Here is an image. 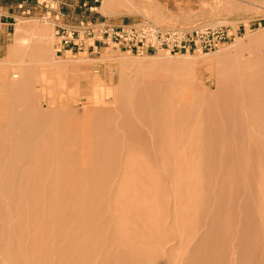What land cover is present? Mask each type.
Returning a JSON list of instances; mask_svg holds the SVG:
<instances>
[{"label": "rangeland", "instance_id": "obj_1", "mask_svg": "<svg viewBox=\"0 0 264 264\" xmlns=\"http://www.w3.org/2000/svg\"><path fill=\"white\" fill-rule=\"evenodd\" d=\"M100 1L71 24H148L172 37L158 49L60 50L53 14L46 41L16 40L19 64L0 72V144L19 138L29 165L23 196L0 179V264H264V104L257 117L246 112L241 84L223 73L237 54L264 53V0ZM136 74L169 113L155 124L138 116L139 137H128L115 126L119 81ZM107 122L113 144L102 141Z\"/></svg>", "mask_w": 264, "mask_h": 264}, {"label": "bare ground", "instance_id": "obj_2", "mask_svg": "<svg viewBox=\"0 0 264 264\" xmlns=\"http://www.w3.org/2000/svg\"><path fill=\"white\" fill-rule=\"evenodd\" d=\"M146 25H148V24H146ZM150 26V25H149ZM151 27V26H150ZM259 39V38H258ZM247 40H252V39H250V38H248ZM252 41H254V40H252ZM256 41V40H255ZM257 43V42H256ZM249 45H252L253 47L255 46V44L254 43H249ZM257 45H259V46H261V47H264L263 46V43L261 42L260 43V39L258 40V43H257ZM249 47V46H248ZM251 48V47H250ZM250 50V49H249ZM249 50H248V52H249ZM261 51V50H260ZM245 53V55H241L240 54V56H239V54H237V56L234 58V59H232L233 61L231 62V64H229L227 61V63L229 64L228 66H227V68H225L224 69V74H225V76L228 78V80L227 81H229V80H235V81H238L240 84H241V90H243L242 91V93L244 94V99H243V106H244V110L246 111V112H250V114L253 116V117H257V115L258 114H260L261 112H263L262 110V108H263V106H262V104H264V101H263V99H264V97H263V93H261V90L259 91V84H255L254 82V84H252L250 81H252V80H254V79H258V81L260 80L261 81V83L263 84V89H264V53H257V52H259V51H254V52H251V53ZM230 61V60H229ZM225 64V63H224ZM222 71V70H221ZM140 74V73H139ZM138 74V75H139ZM141 76H143V75H141ZM224 76V77H225ZM224 77L222 78V79H224ZM226 77H225V79H226ZM256 81V80H255ZM138 77H137V74H136V76H126V75H123V76H121L120 75V81H119V87L123 90L122 91V99L120 100V102H119V109H118V111L120 112V113H122V117H121V123L120 124H118V125H115L116 126V129L118 128V129H121V130H124V132L127 134V136L128 137H131V136H133V137H139V125H137L136 124V120H138V119H140L141 120V118H142V120H143V123L145 122V123H151V124H153L154 122V120H153V118L155 119L156 117L155 116H157L158 114H159V118L161 119V118H163L162 117V115L165 113V112H167L166 111V107H169V106H165L164 107V105H163V101H161L160 99H159V96H158V94L160 93V92H158V90H157V88H151V89H148V88H146V87H144V88H141L139 85H138ZM190 82V81H189ZM188 82V84H190ZM257 82V81H256ZM243 84V85H242ZM191 86V85H190ZM148 87V86H147ZM154 87V86H153ZM159 89H160V87H159ZM166 89V87L164 88V90ZM262 89V88H261ZM262 89V90H263ZM240 90V91H241ZM115 91V89L113 90V92ZM185 91V90H184ZM167 92H168V90H167ZM169 93V92H168ZM239 94V93H238ZM184 96V95H183ZM187 96V95H186ZM260 96H262V98L260 97ZM222 97V96H221ZM114 99V98H113ZM163 99V98H162ZM262 99V100H261ZM17 101V100H16ZM116 100H114V102H115ZM166 101V100H165ZM168 101V100H167ZM188 101V100H187ZM169 102V101H168ZM117 105V104H116ZM166 105V104H165ZM172 105V104H171ZM104 106V105H103ZM262 106V107H261ZM101 108V107H100ZM112 108H113V106H112ZM115 108V107H114ZM243 108V107H242ZM108 109V108H107ZM109 109H110V107H109ZM168 109V108H167ZM172 109V108H171ZM172 111L173 110H171V113H172ZM177 111V110H176ZM181 111V110H180ZM68 112V110L66 111V113ZM71 114H70V113ZM68 113L70 114V120H71V118H73V117H75V113L73 114L72 113V110H70ZM83 111H81V113H82ZM86 112V111H85ZM111 112H113L112 110H111ZM116 113H117V111H115ZM67 113V114H68ZM107 113V112H106ZM105 113V114H106ZM109 113V112H108ZM107 113V114H108ZM167 113H169V112H167ZM157 114V115H156ZM175 114V113H174ZM117 115V114H116ZM155 115V116H154ZM165 115H166V113H165ZM172 116H173V113L171 114ZM177 115V114H176ZM264 115V114H263ZM49 116V115H48ZM53 116L55 117V115H52V117L51 118H53ZM80 116V115H79ZM79 116H77V118L79 117ZM99 116V115H98ZM105 116V115H104ZM109 116V115H108ZM111 116V115H110ZM138 116H140L141 118H138ZM168 116V115H167ZM170 116V115H169ZM177 116H181V115H177ZM57 117V116H56ZM115 117V116H114ZM113 117V118H114ZM117 117V116H116ZM174 117H175V115H174ZM202 117V116H201ZM263 117V116H262ZM59 118V117H58ZM57 118V119H58ZM167 118V117H166ZM182 118V117H181ZM207 118H209V117H207ZM207 118H205V119H207ZM107 119V118H106ZM170 119V118H169ZM168 119V120H169ZM62 120V119H61ZM60 120V121H61ZM65 120V119H64ZM70 120H68L69 122V124H70ZM73 120H74V118H73ZM73 120H71V122L73 121ZM141 120V121H142ZM159 120V119H158ZM162 120V119H161ZM167 120V121H168ZM178 120H180V119H178ZM191 120H193V119H191ZM202 120V119H201ZM204 120V119H203ZM214 120V119H213ZM77 121V119L75 118V121L74 122H76ZM99 121V120H98ZM109 121V120H108ZM114 121V120H113ZM113 121H111V122H113ZM156 121V120H155ZM170 121V120H169ZM195 121V120H194ZM208 121H210V119L208 120ZM254 121V120H253ZM57 122H58V120H57ZM100 122V121H99ZM153 122V123H152ZM162 122V121H161ZM160 122V123H161ZM59 123V122H58ZM77 123V122H76ZM108 124H107V127H108V130H105V131H107V132H103L102 133V136L104 137L103 138V142H104V144L105 143H110V144H113L115 141H117L119 138L117 137V135H115V134H113V132L110 130L111 128H110V126H111V124L109 123V122H107ZM142 123V122H141ZM182 123H183V121H182ZM56 124V123H55ZM68 124V125H69ZM113 124V123H112ZM116 124V123H115ZM155 124V123H154ZM163 124V123H162ZM161 124V125H162ZM165 124V123H164ZM163 124V125H164ZM57 125V124H56ZM62 125H64V123H62ZM67 125V124H66ZM99 125H100V123H99ZM144 125V124H143ZM168 125V124H167ZM61 126V125H60ZM92 126H93V124H92ZM105 126V125H104ZM151 125H148V127H150ZM57 127V126H56ZM63 127V126H62ZM69 127H70V125H69ZM111 127H113V125L111 126ZM169 127V126H168ZM81 128V127H80ZM89 128H91V127H89ZM93 128V127H92ZM96 128V127H95ZM140 128H141V126H140ZM146 128V127H145ZM249 128V127H248ZM56 129V128H55ZM59 129V128H58ZM68 129V128H67ZM97 129V128H96ZM105 129V128H104ZM113 129H114V127H113ZM117 129V130H118ZM154 129V128H153ZM159 129V133H162V130L164 129L163 127H159L158 128ZM158 129H156V130H158ZM69 130V129H68ZM77 130V129H76ZM101 130H102V128H101ZM101 130H100V132H101ZM149 131H150V129H148ZM24 131V130H23ZM69 131H71V130H69ZM73 131V130H72ZM75 131V130H74ZM78 131H80V129L78 130ZM115 131V130H114ZM153 131H155V130H153ZM118 132H119V130H118ZM123 132V131H122ZM145 132V131H144ZM152 132V131H151ZM158 132L156 131L155 133H157L158 134ZM24 133V132H23ZM66 133V142H68L69 141V138H72V132H65ZM77 133V132H76ZM25 134V133H24ZM81 134H83V133H81ZM117 134V133H116ZM122 134V133H121ZM31 135V134H30ZM123 135V134H122ZM77 136H79L78 135V133H77ZM159 136H160V134H159ZM13 137H15V135L13 136ZM86 137L88 138V135L86 134ZM91 137V136H90ZM125 137H126V135H125ZM146 137V136H145ZM156 137V136H155ZM9 139V137H7L6 136V138H3V143L2 144H0V179L2 178V180H3V178H5L4 180L6 181V183H9L10 185L12 184V186L11 187H9V189L7 190V193H9V194H13V198H15L14 197V195H21L22 194V196H23V193L24 192H26V190H24V189H22V187H21V183L22 182H24L25 181V178H26V168H27V165H29V163L24 159V158H22L21 157V153L24 151L23 149V151L21 152V151H19L18 149H16V148H18V147H20L21 146V141H19V138H17V140H16V144L15 145H17L18 147H15L14 148V146L15 145H13V148H10V147H12V146H10L9 148H7V146H8V144H10L11 142H9L8 143V139ZM76 138V137H75ZM142 138V137H141ZM144 138V137H143ZM27 139V138H26ZM58 138H57V135H56V140H57ZM89 139V138H88ZM121 139V138H120ZM128 139V138H127ZM131 139V138H130ZM155 139H157V138H155ZM8 140V141H7ZM101 140V139H100ZM2 141V140H1ZM0 141V142H1ZM24 141V140H23ZM25 141H27V140H25ZM30 141V138H29V140H28V142ZM76 141V140H75ZM122 141H124V140H122ZM130 142L132 141V140H129ZM134 141V140H133ZM132 141V142H133ZM159 140H157V142H158ZM42 142V141H41ZM83 142V141H82ZM120 142V141H119ZM129 142V143H130ZM131 142V143H132ZM142 142H143V140H142ZM141 142V143H142ZM15 143V142H14ZM27 143V142H26ZM47 143V142H46ZM86 142L84 141V143H83V145L85 144ZM97 143V142H96ZM145 142H143V144H144ZM155 143H156V141H155ZM31 144V143H30ZM82 144V143H81ZM102 144V143H101ZM148 144V143H147ZM158 144H159V142H158ZM12 145V144H11ZM23 145V144H22ZM27 144H24V147L26 146ZM39 145V144H38ZM57 145V144H56ZM96 145V144H95ZM115 145V144H114ZM117 145H118V142H117ZM121 145V144H120ZM134 145H135V141H134ZM30 146V145H29ZM37 146V145H36ZM93 146V145H92ZM101 146V145H100ZM142 147H143V145H141ZM153 146V145H152ZM151 146V147H152ZM161 146V145H160ZM28 147V146H27ZM86 147V146H85ZM114 147V146H113ZM22 148V147H21ZM29 148V147H28ZM27 148V149H28ZM42 148V147H41ZM53 148V147H52ZM90 148V147H89ZM111 148V147H110ZM153 148V147H152ZM27 149H26V151H27ZM31 149V148H30ZM40 149V148H39ZM44 148H42V150H43ZM50 149H51V147H50ZM54 149V148H53ZM55 149H57V148H55ZM61 149V148H60ZM58 150V149H57ZM56 150V151H57ZM61 150H63V149H61ZM61 150H59V152L61 151ZM89 150V149H88ZM102 150V149H101ZM144 150V149H143ZM45 151H46V149H45ZM91 151V150H90ZM19 152H21L20 153V155H19ZM33 152V151H32ZM82 152V151H81ZM113 152V151H112ZM111 152V153H112ZM117 152V151H116ZM144 152H146L145 150H144ZM40 153V152H39ZM47 153H48V151H47ZM53 153V152H52ZM62 153H63V155H64V151H62ZM83 153V152H82ZM8 154H10V156H11V159L9 158V155ZM42 154V153H41ZM40 154V155H41ZM44 154V153H43ZM49 154V153H48ZM59 154H61V153H59ZM66 154V153H65ZM71 154V153H70ZM87 154V153H86ZM95 154V153H94ZM110 154V153H109ZM146 154V153H145ZM24 155H26L25 154V152H24ZM37 155V154H36ZM40 155H38L39 157H40ZM45 155H46V152H45ZM58 155V154H57ZM63 155H61L62 156V158H63ZM68 155V154H67ZM102 155V154H101ZM27 156H29L28 154H27ZM26 156V157H27ZM33 156H34V154H33ZM69 156V155H68ZM71 156H72V154H71ZM82 156V155H81ZM87 156V155H86ZM25 157V156H24ZM30 157H31V155H30ZM35 157V156H34ZM88 158H89V156H87ZM57 158V157H56ZM59 158V157H58ZM61 158V157H60ZM82 158V157H81ZM8 159H10V161H8L7 163H6V160H8ZM44 159V158H43ZM47 159H50V158H47ZM77 159V158H76ZM75 159V161H77ZM113 159V158H112ZM38 160V159H37ZM37 160H31V162H33L34 164H38L39 163V161H37ZM56 160V159H55ZM62 161H63V159H61ZM87 160V159H86ZM89 160V159H88ZM87 160V161H88ZM101 160V159H100ZM49 161V160H48ZM58 161H60V160H58ZM65 161H67V159H65ZM64 161V162H65ZM30 162V161H29ZM61 162V161H60ZM89 162H91L90 160H89ZM6 163V164H5ZM43 163H45L44 161H43ZM49 163V162H48ZM48 163H47V165H48ZM52 163V165H53V162H51ZM63 163V162H62ZM84 163H86V162H84ZM46 164V163H45ZM54 164H56V162L54 163ZM65 164V163H64ZM64 164H63V166H64ZM76 164V163H75ZM74 163H73V166L75 165ZM87 164H88V162H87ZM58 165V164H57ZM43 166V165H42ZM67 166H70V165H67ZM36 167V166H35ZM56 167V166H55ZM59 167V166H58ZM65 167V166H64ZM75 167V166H74ZM50 168V167H49ZM63 168V167H62ZM66 168V167H65ZM9 169V170H8ZM29 169V168H28ZM37 169V168H36ZM38 169H40V168H38ZM41 169H43V173H45V165H44V167L43 168H41ZM51 169V168H50ZM67 170V169H66ZM86 170V169H85ZM39 171H41V170H39ZM47 171V170H46ZM60 172H61V170H59ZM74 171H75V169H74ZM50 173L52 172V169H51V171H49ZM49 173V174H50ZM78 173V172H77ZM56 174V173H55ZM64 174V173H63ZM79 174V176H84V175H87L88 173L87 172H82V174H80V173H78ZM91 174H93V173H91ZM96 174V173H95ZM95 174H93L94 176H95ZM98 174V173H97ZM43 175H45V174H43ZM57 175V174H56ZM62 175V174H61ZM101 175V174H100ZM42 176V175H41ZM55 176V175H54ZM75 176H76V174H75ZM74 176V177H75ZM81 176V177H82ZM39 177H40V175H39ZM48 177V176H47ZM58 176H56V178H57ZM62 177V176H61ZM73 177V178H74ZM84 178V177H83ZM92 178H94V177H92ZM28 179H31V177L28 175ZM40 179V181H41V178H39ZM39 179H38V181H39ZM38 181L36 180V182L38 183ZM46 182V181H45ZM48 183V182H47ZM52 184H54V183H52ZM58 184V183H57ZM57 184H55V185H57ZM34 186H35V184H34ZM38 186V185H37ZM42 186H44L45 188L47 187L46 186V184L43 182L42 183ZM54 186V185H53ZM35 188H38L39 189V187H35ZM74 189V188H73ZM42 191H46L47 192V189L46 190H44V188L42 189ZM41 191V192H42ZM35 192V190H30L29 191V193H34ZM75 192V191H74ZM10 196V195H9ZM27 196V195H26ZM21 197V196H20ZM17 198V197H16ZM47 199V198H46ZM17 200V199H16ZM46 201V200H45ZM22 203V202H21ZM18 204L20 205V203L18 202ZM12 205V204H11ZM10 205V206H11ZM24 205V204H23ZM43 205H46V204H43ZM43 205H41V208H42V206ZM15 206V205H14ZM21 206V205H20ZM25 207H26V205H25ZM24 207V208H25ZM46 207V206H45ZM11 208H12V206H11ZM18 208V207H17ZM23 208V209H24ZM27 209V208H26ZM29 209V208H28ZM31 209V208H30ZM15 210H17V209H15ZM20 210V209H19ZM32 210V209H31ZM34 210V209H33ZM32 210V211H33ZM21 211H23V210H21ZM35 211V210H34ZM15 213V212H14ZM26 213V212H25ZM16 214V213H15ZM22 214V213H21ZM19 216H20V214H19ZM24 216V215H23ZM16 218H17V216H16ZM21 219V218H20ZM37 219V218H36ZM11 220V219H10ZM17 221H19V220H17ZM16 221V222H17ZM35 221V220H34ZM37 221H39V222H41V223H43V221L41 220H37ZM46 222H47V220H46ZM33 223H35V222H33ZM18 224V223H17ZM26 224H27V222H26ZM15 225V224H14ZM40 225V224H39ZM5 227V226H4ZM35 227V226H34ZM1 228V227H0ZM32 228V227H31ZM8 229H9V227H8ZM1 230V229H0ZM6 230V229H5ZM37 231V228H36V230H35V232ZM27 232V231H26ZM20 233V232H19ZM6 235H8V234H6ZM5 237V236H4ZM1 238V237H0ZM32 245V244H31ZM7 246V245H6ZM31 247V246H30ZM8 249V248H7ZM30 249V248H29ZM33 249H34V247H33ZM32 249V250H33ZM5 250H6V248H5ZM34 252H35V250H34ZM9 253H11L10 251H9ZM29 253V252H28ZM12 254V253H11ZM37 253L35 252V254H32L33 256L34 255H36ZM5 255H7V253H5ZM8 255H10V254H8ZM25 255V254H24ZM5 257V256H4ZM2 259H3V257H1ZM9 258V257H8ZM10 259V258H9Z\"/></svg>", "mask_w": 264, "mask_h": 264}, {"label": "crops", "instance_id": "obj_3", "mask_svg": "<svg viewBox=\"0 0 264 264\" xmlns=\"http://www.w3.org/2000/svg\"><path fill=\"white\" fill-rule=\"evenodd\" d=\"M112 3V2H111ZM92 0H0V72L9 62L19 64V46L16 40L24 36L47 40V18L71 24L80 18L92 16ZM44 22V25L34 22ZM20 24H25L20 31Z\"/></svg>", "mask_w": 264, "mask_h": 264}, {"label": "built area", "instance_id": "obj_4", "mask_svg": "<svg viewBox=\"0 0 264 264\" xmlns=\"http://www.w3.org/2000/svg\"><path fill=\"white\" fill-rule=\"evenodd\" d=\"M100 0H92V10ZM60 50H80L84 47L96 49L97 42L114 43L125 49H158L170 41L171 35H164L146 24L113 26L105 20L81 19L76 24L57 25L55 30Z\"/></svg>", "mask_w": 264, "mask_h": 264}]
</instances>
